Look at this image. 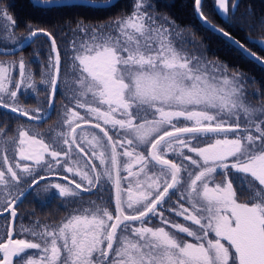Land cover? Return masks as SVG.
<instances>
[{"label":"snow or ice","instance_id":"6c2138e0","mask_svg":"<svg viewBox=\"0 0 264 264\" xmlns=\"http://www.w3.org/2000/svg\"><path fill=\"white\" fill-rule=\"evenodd\" d=\"M194 4L206 30L222 33L229 46L264 67L231 33L206 23L202 0ZM229 4L215 0L225 16ZM73 6L106 10L92 0ZM109 6H115L111 0ZM152 8L148 0H134L133 11L111 24H77L85 38L65 53L73 68L65 93L60 84L69 77H61L56 38L29 28L25 39L43 34L54 53L40 74L49 110L43 114L19 104L22 86L36 91L25 61L0 62V115L10 121L15 114L20 124L0 123V215L15 222L23 198L41 190L73 198L56 226L22 225L19 238L9 226L0 239V264H264V92L252 94L260 101L253 105L241 74L230 77L227 65L210 69L179 50L173 25ZM238 8L236 0L225 22L252 31L247 13L235 18ZM15 28L0 10V42H15ZM249 42L264 51V44ZM58 94H66V103L55 135L19 121L50 119ZM99 192L108 199L82 195Z\"/></svg>","mask_w":264,"mask_h":264},{"label":"flooded vegetation","instance_id":"af4514ba","mask_svg":"<svg viewBox=\"0 0 264 264\" xmlns=\"http://www.w3.org/2000/svg\"><path fill=\"white\" fill-rule=\"evenodd\" d=\"M75 1L78 2L82 0H75ZM2 2L3 0H0V6H2ZM235 2L236 0H230L229 13L227 14V16H225L224 14H219L217 12V6L215 5V0H203L202 1L203 15L206 18H208L210 21L212 20L211 21L212 23L214 22L215 24H217L219 28H226L232 31L233 33H235L242 40L239 41L243 45H245L248 49H250V51L252 50L253 52L254 50V52H258L264 55V51L261 50V47L249 42V38H251L252 41L257 42L258 44H262L261 42L264 40V28L260 26L261 20L262 18H264V0H239V8L235 11V18L239 19L241 16L247 13L249 17L248 24L252 26L253 29L252 31H249L247 28L241 31L240 28L230 27L229 23L225 22L226 19H229L231 21V16H232L231 4ZM92 3L98 5L99 4L107 5L109 4V0H92ZM113 4L115 5L114 7L105 6L106 10H102V9L98 10L96 7H92V6H76V7L95 10L94 14H98V15L99 14L118 15L120 12L123 11L125 12V10L128 9L127 0H116L115 2H113ZM75 5H79V4H75ZM56 8H61V7H56ZM0 9H3V6L0 7ZM76 15H81V14H76ZM154 15H159L162 17V14L158 13V11L155 12ZM194 15H196L195 4H194ZM13 16H12L13 19L16 21L15 42L11 40L6 42H0V50L11 51L8 54L0 55V62H3L5 64H13V63L18 64V61L20 59H23L25 61L26 77L29 74L31 75L32 82L35 85L36 91H33V89L31 88L22 86L21 91L18 94L19 104L27 111H34L37 108H39L41 109V114H43V112L49 110L47 104L44 103L47 97L45 93L42 91V89L45 88V85L41 83L40 74L43 71H45V69L42 68V65H47L49 63L48 60L49 55H54V53L51 52V43L47 37L41 35L35 37L28 45L19 49V47L22 45L20 41L21 40L25 41L26 40L25 38L29 36V31H28L29 28L44 29L49 33H51L56 38L58 50L61 53V77L63 79L65 74H67L69 77L67 85L64 83L60 84L61 93H65L66 88L70 91V88L73 85V81L70 78L73 72V68L71 66L72 65L71 56L65 55V53H71L72 42L68 43L69 39L68 36L66 35L67 32L65 31L63 26H60L59 29H53V30L39 28L37 26H34L32 23L27 22L26 20H19L17 15H13ZM109 22L112 23V21ZM111 23H108V21H103L99 25H96L95 27L108 25ZM78 24L83 25L84 23L82 20L78 19ZM76 31L78 32L75 34L76 38L73 41L79 42L84 39L85 34L81 32L79 29H77ZM188 31L189 29L183 31L184 36L188 34L187 33ZM16 53H18V55ZM36 53H39L40 55L37 56ZM13 76L18 78V71H14ZM246 84L248 86L247 93H248L249 101L253 105L258 106L260 101L252 99V94L257 93L255 91L256 88L252 84L251 86L248 85L247 81ZM65 103H66V94L65 95L58 94L55 102V110L49 112L50 119H47L46 121H40V122L27 121L26 117H19L18 119L20 122H27V125H31L32 126L31 130L33 132H39L45 136L55 135L61 122V117ZM9 115L11 116L10 121L8 120V117L0 115V123L8 121L9 127L13 129L18 128L20 124L17 122V117L15 116V114H9ZM0 147H2V143H0ZM9 154H11V149H9ZM53 179H56L57 181L61 182L64 185L68 184L67 180L61 181L59 180L58 177H55ZM74 179L78 180V178H74ZM221 179L222 177L218 176L217 180L220 181ZM71 187L74 188L75 187L74 184L71 185ZM82 195L85 197H90L93 200H97L98 203L100 202L99 201L100 196H103L104 199H108L109 197V193L107 192H99L97 196H92L91 193H83ZM68 199H73V198L60 197L58 196V190L55 189H49L48 191L41 190L38 195L34 193L32 195H28L24 197L23 203L18 205L17 219L13 223V227H12L14 232L13 238H19L20 228L22 225L24 227H30L33 224H36L37 226H43V225L56 226L57 224H59L68 215L67 211L65 210L66 200ZM241 202H245V201L241 200ZM176 220L182 222V218L177 217ZM11 222L12 220L7 213L0 215V226L2 228L0 231V239L5 238L6 231L8 230L9 226H11ZM158 224L159 221L156 218H153L152 226ZM0 256H2V254H0Z\"/></svg>","mask_w":264,"mask_h":264},{"label":"trees","instance_id":"16d2710c","mask_svg":"<svg viewBox=\"0 0 264 264\" xmlns=\"http://www.w3.org/2000/svg\"><path fill=\"white\" fill-rule=\"evenodd\" d=\"M152 1L155 10H161L165 13H168V16L179 25H186L187 23H190L191 26L196 30L195 39L198 40L199 43L204 47L205 53L210 59H215L227 65V68L231 71L240 72L246 76L252 77V79H254L253 81H255V83L258 85L259 90L264 92V68L242 56L239 51L229 46L226 41L218 35L206 30L205 27H203L198 22L196 15H194V0ZM165 4L168 6L165 7ZM10 10L13 15L18 16L19 20H26L27 22L32 23L34 26L51 30L66 25V21L71 20L74 22V20H78V17L91 23L104 21L109 17L115 16L95 15L94 13L92 15L87 13V15H76L78 10H75L73 6L43 9L35 7L29 2V0H15L14 4L11 5ZM222 29L228 31L233 37L242 41L229 29ZM254 53L264 59L263 54L258 52Z\"/></svg>","mask_w":264,"mask_h":264},{"label":"rangeland","instance_id":"374dc122","mask_svg":"<svg viewBox=\"0 0 264 264\" xmlns=\"http://www.w3.org/2000/svg\"><path fill=\"white\" fill-rule=\"evenodd\" d=\"M14 1L15 0H3V2H2L3 9H0V10L6 9L8 14L13 16L10 8H11V5L14 4ZM127 2H128V5H127L128 9H126L125 12L124 11L120 12L118 15H115L113 17H109V18L105 19L104 21H108V23H111L109 21L113 22V20H116L117 18H121V17L126 16L127 14H130L133 11L134 0H127ZM152 2H153L152 0H148V3L152 4ZM2 6H0V7H2ZM64 7H67V6H64ZM73 8L75 10H78L77 14H81V15H85L86 13L92 15L93 13H95V10H92V9L80 8V7H76V6H73ZM150 11H153V12H150L152 15H154V13L158 11V13L162 14V17H166L167 18V22L168 23L173 25L172 37L171 38H172L174 44L176 45V47L179 50H182L183 52H186L188 55H194V56H198V57L202 58V61L207 63L209 65L210 69H211V65H217L221 69V71L224 70L225 64H223V63H221V62H219V61H217L215 59H210L207 56V54L205 53L204 47L199 43L198 40L195 39L196 30L190 24L179 25L177 22L173 21L172 18H170L168 16L169 15L168 13H165V12H163L161 10H155L154 7ZM95 15H98V14H95ZM99 15H101V14H99ZM156 16H159V15H156ZM159 17H161V16H159ZM78 19H81V18H78ZM82 21L84 23L83 25L87 26L89 29L94 27V26H96V25H99L101 22H103V21H98V22H91L90 23L89 21H86L84 19ZM77 24H78V20H76V21L74 20V22L69 20V21H66V25H63V28L67 32L66 35L68 36V39H69L68 43L73 42V40H75V38H76L75 34L78 32V31H76L77 30ZM55 29H59V27H57ZM188 29H189V31L187 32L188 34L184 36L183 31L184 30H188ZM79 42H77L78 46H79ZM261 43L264 44V40ZM200 46H201V48H200ZM236 73L241 74V76L243 78L245 93L248 92V86L246 84V81L248 82V85L251 86V84H252L256 88V89L253 88V89H255L256 92H262V91L259 90L258 85L255 83V81L253 82L254 79H252V77H250V76H246V75H244L243 73H240V72L231 71L228 68H227L225 74L231 77V76H233ZM217 75H219V73H217ZM217 178H218V176H217ZM217 182H219V180H217ZM165 227L167 229L166 225H165ZM1 229L2 228L0 226V231H1ZM173 231H174V229H173Z\"/></svg>","mask_w":264,"mask_h":264},{"label":"water","instance_id":"95a60500","mask_svg":"<svg viewBox=\"0 0 264 264\" xmlns=\"http://www.w3.org/2000/svg\"><path fill=\"white\" fill-rule=\"evenodd\" d=\"M34 6H36V7H39V8H43V9H47V8H53V7H58V6H64L63 4H55V3H53V4H47V3H44V0H37V2L36 3H34L33 2V0H29ZM116 0H114V1H111V3L113 4V2H115ZM203 1V0H202ZM82 3V1H75V0H70V2H69V4H68V6L69 5H75V4H81ZM93 4V3H92ZM95 5H98V4H95ZM99 6H109V4H107V5H101V4H99ZM195 13H196V18H197V20L199 21V23L203 26V23H202V20H201V18H199V16H198V14H197V12H196V9H195ZM204 16V15H203ZM205 17V16H204ZM206 18V17H205ZM206 23H208V24H210V25H212L213 27H215L216 29H221V28H219V27H217L216 25H214L210 20H208L207 18H206ZM204 27V26H203ZM209 31H211V30H209ZM211 32H213V31H211ZM214 33V32H213ZM214 34H216V33H214ZM44 36L43 34H40V35H38V36ZM216 35H218L219 37H221L223 40H225L226 41V38H224L223 36H222V33L221 34H216ZM35 37H32V38H30V39H26L24 42H23V44L19 47V49L20 48H23V47H25L26 45H28L33 39H34ZM236 39V38H235ZM237 40V39H236ZM239 41V40H238ZM240 42V41H239ZM241 43V42H240ZM242 44V43H241ZM245 49L249 52V53H253L252 51H250L249 49H247L246 47H245ZM0 52H5L4 50H0ZM11 51H7V54L8 53H10ZM256 56H258V55H256ZM261 58V57H260ZM249 59V58H248ZM249 60H251L253 63H255V64H257V65H259L260 66V64H258L256 61H255V59L254 58H250ZM261 62L262 63H264V59H262L261 58ZM261 67V66H260ZM262 68H264V67H262ZM13 221L11 222V227H13Z\"/></svg>","mask_w":264,"mask_h":264}]
</instances>
